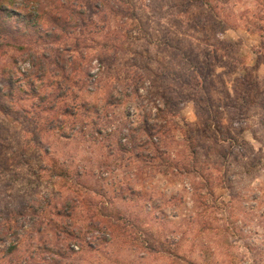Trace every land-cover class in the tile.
<instances>
[{
  "label": "rangeland",
  "instance_id": "1",
  "mask_svg": "<svg viewBox=\"0 0 264 264\" xmlns=\"http://www.w3.org/2000/svg\"><path fill=\"white\" fill-rule=\"evenodd\" d=\"M0 264H264V0H0Z\"/></svg>",
  "mask_w": 264,
  "mask_h": 264
},
{
  "label": "trees",
  "instance_id": "2",
  "mask_svg": "<svg viewBox=\"0 0 264 264\" xmlns=\"http://www.w3.org/2000/svg\"><path fill=\"white\" fill-rule=\"evenodd\" d=\"M66 1H68V0H66ZM69 5H75V4H73V2H70V4ZM69 6H68V4H64V3H62V4H60V5H58V4H55L53 7H50V11L52 12V11H54L55 12V14H54V18L55 19H53V23H57L58 22V19H59V21H61V18L63 17V14H64V11H65V8H68ZM49 11V12H50ZM7 12V11H6ZM66 12V11H65ZM67 23V20H65L64 21V24H66ZM60 26L59 25H57V27H55V28H59ZM63 28V31L62 32H64L63 33V35L66 33V32H69V30H68V28H65V26H62ZM34 34H39V35H41V31H36V33H34ZM39 35H35L36 37L35 38H40V37H38ZM63 35H61V36H56V37H54V38H50V40H57V39H60ZM34 36V35H33ZM28 38H31V36L30 37H28ZM35 40V39H34ZM13 43H16L15 41H13ZM19 43H21V42H19ZM6 44V43H5ZM6 46H8V47H11V48H15V46H14V44H12L11 42H9V43H7L6 44Z\"/></svg>",
  "mask_w": 264,
  "mask_h": 264
}]
</instances>
